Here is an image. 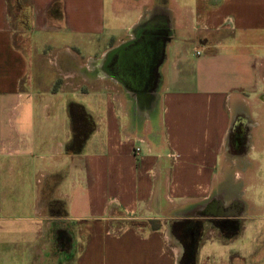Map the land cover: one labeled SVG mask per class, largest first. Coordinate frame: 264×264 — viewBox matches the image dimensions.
I'll list each match as a JSON object with an SVG mask.
<instances>
[{
    "label": "crops",
    "instance_id": "obj_1",
    "mask_svg": "<svg viewBox=\"0 0 264 264\" xmlns=\"http://www.w3.org/2000/svg\"><path fill=\"white\" fill-rule=\"evenodd\" d=\"M25 4L14 21L0 0V264H199L204 236L172 230L191 220L210 235L206 261L235 245L232 264H249L264 217L219 189L250 161L229 151L237 118L247 147L264 135V0ZM72 103L90 118L79 151ZM232 215L233 238L209 228Z\"/></svg>",
    "mask_w": 264,
    "mask_h": 264
},
{
    "label": "rangeland",
    "instance_id": "obj_2",
    "mask_svg": "<svg viewBox=\"0 0 264 264\" xmlns=\"http://www.w3.org/2000/svg\"><path fill=\"white\" fill-rule=\"evenodd\" d=\"M11 1H12V4L16 3L17 7L19 8V12L15 11L14 9H12V10L10 9L11 10L10 14L13 18L12 20L16 21L19 18H23L26 20L27 16L24 14V11L26 10L25 2L22 0H17V2H16V0H11ZM17 45L21 49H25L27 47L25 40L17 41ZM198 50L202 51L200 49H198ZM75 99H76V101H78L79 98H75ZM124 101H125V99H124ZM126 105L129 106L130 113L134 114L133 112L135 111V107H134L135 101H132V99H129L128 103H126ZM254 105H255L254 110H255L257 116H259L260 112H262V111L264 112V107L261 110V108H262L261 105H259L256 102H254ZM255 118L256 117L253 115L252 120ZM237 121H239L238 118H237ZM262 122L264 123L263 119H262ZM263 123L261 125L263 126L262 129L264 130V124ZM234 132H235V129L233 130V132L231 134L230 145L233 148H238L241 145L242 140L239 137V139H237V141L240 143L233 145V144H235L232 142L234 140V137H235ZM251 147H252V145L245 148L246 151H245V149L243 150V151H245L246 158H247V154L251 153L250 156H248V159L250 161L246 160L244 163H242V165H244V166L241 167L245 170L246 175L241 177L236 182L232 183V185H231L232 188H220L219 193H221L222 197H225L228 199H232L234 197L235 202L240 207L246 208L248 206V208H249V205H250L254 209V211H252V210L250 211V212H252L251 215H253L256 212L255 213L256 215L254 214L255 216H257L258 218H263L264 217V135L259 138V141H258V143H256L254 145V148L252 147V149H249ZM253 162L256 164V166L254 168H253ZM230 206L232 209V205H230ZM231 209L229 208V209H227V212H226V210H225V212L230 213ZM226 213H225V215H226ZM247 213H249V212H247ZM227 217L228 216H221V217L219 216V218L211 219V220H213L212 221L213 225L208 223V226H210L209 228L211 230H214L216 233L219 232L220 233L219 236H222L225 239L229 240V239L233 238L234 236L238 235V233L240 231V226L243 224L242 223L243 219H240L238 216L235 217V215H232L231 218H227ZM203 220H205V219H203ZM206 221H209V220H206ZM218 222H220L219 226H217V224H216ZM123 224L124 223H122L121 226H123ZM126 225H128V226L132 225V226H135L138 228V226L140 224H135L133 222H126ZM148 227L151 228V227H154V225L151 223L148 225ZM203 227H204V225L201 223V225H199V227H197V229H196L197 230L196 235L198 237L203 235L205 238L204 243H206L203 250L201 251L202 254L199 255V264H232L233 259L231 257L234 256L235 251L233 249L235 248V245H231L228 248H222L221 246L220 247L216 246L213 248V250L217 255H219V257L214 259V260H210V261H206L204 259L203 255H204L205 250L208 249L210 246L208 244H210L211 238H208V236H210V235L208 234V232H206V230H205L206 227L204 229H203ZM68 228L70 229L69 226H68ZM184 228H188L190 230H193V232H194V226L191 225V222L190 223L184 222V223H182V226H181V224H178V223L175 225H172L173 233L177 237V239H179V241H181V239L182 240L185 239L184 238L185 236L181 235L183 233L182 229H184ZM225 228L228 230H225ZM233 228H236V229L233 230ZM252 235H254L255 240L252 239V237H251L250 245H251L252 251L249 255H247V258H246L247 263L258 264L260 261H262L261 263H263L264 262V249H263V244H261V243H263L262 239L261 240L259 239L260 238L259 234L258 235L256 234L257 236L255 235L254 229H252ZM176 241L178 242V240H176ZM199 241L200 240L196 241L197 244L199 243ZM247 241L248 240L246 239V242ZM178 243H180V242H178ZM236 245H237V243H236ZM192 246H194L193 243H192ZM53 247L56 248L55 244ZM237 247H239V246H237ZM45 254H47V253H45ZM192 256L187 252V254H185L184 257L182 258V261L180 262V264H191L192 260H193ZM193 257L195 258V256H193Z\"/></svg>",
    "mask_w": 264,
    "mask_h": 264
},
{
    "label": "trees",
    "instance_id": "obj_3",
    "mask_svg": "<svg viewBox=\"0 0 264 264\" xmlns=\"http://www.w3.org/2000/svg\"><path fill=\"white\" fill-rule=\"evenodd\" d=\"M6 1L9 4V8L11 10L14 9L15 11L19 12V8L17 7L16 3L12 4L11 0H6ZM22 1L25 2V0H22ZM16 2H17V0H16ZM11 10H10V13H11ZM11 18H12V16H11ZM21 19H23V18H21ZM68 112H69V116H70V119L72 122V128H73V135H72V140H71V144H70V149L73 151H79L82 147L83 142L85 141L86 137L88 136L89 131L88 132L86 131L84 133L80 132L77 124L80 120H84V118H86L87 120H90V118L85 116V114L83 112V108L78 104H74V103L70 104L68 106ZM58 205H60L61 209H60V211H58L57 214H59L61 216V215L65 214L64 202L60 201V202H58ZM190 222H191V225L194 226V232L197 234L196 229H197V227H199V225H201V222L198 220L197 221L191 220V221H188L185 223H190ZM216 224H217V226H219L220 222H218ZM235 229L236 228H233V230H235ZM225 230H228V229L225 228Z\"/></svg>",
    "mask_w": 264,
    "mask_h": 264
},
{
    "label": "flooded vegetation",
    "instance_id": "obj_4",
    "mask_svg": "<svg viewBox=\"0 0 264 264\" xmlns=\"http://www.w3.org/2000/svg\"><path fill=\"white\" fill-rule=\"evenodd\" d=\"M162 37H163V35H162ZM144 39V38H143ZM145 40H147V38H145ZM158 43V42H157ZM156 45H158V44H156ZM156 49V57L158 58L159 57V49H157V48H155ZM154 49V50H155ZM133 56H135V57H137V56H144V54H145V57H146V52L144 53L143 52V48L142 47H138V48H135L134 50H133ZM113 69H115L116 67L113 65ZM136 68H138V67H136ZM135 71H132V70H130V72H136V69H134ZM261 99H263L264 100V93L261 95ZM238 120L239 121H237L236 120V123H235V125L237 126L236 128H235V137H234V140L232 141L233 143H235V144H233V145H236V144H238V143H240V142H238L237 141V139H239V137H240V139L242 140V143H241V145L238 147V148H233L232 146V148L231 147H229V151L231 150L232 152L233 151H235L237 154H238V152H239V154L240 153H245V151H246V149L245 148H247V136L246 135H244L243 136V134H241L242 132H240V129H239V127L241 126V123H242V120L243 119H241L240 117H238ZM239 129V130H238ZM237 131V132H236ZM242 137V138H241ZM233 138V137H232ZM243 148V149H242ZM245 149V151H243ZM241 150V151H240ZM243 151V152H242Z\"/></svg>",
    "mask_w": 264,
    "mask_h": 264
},
{
    "label": "built area",
    "instance_id": "obj_5",
    "mask_svg": "<svg viewBox=\"0 0 264 264\" xmlns=\"http://www.w3.org/2000/svg\"><path fill=\"white\" fill-rule=\"evenodd\" d=\"M196 55H199V52H196ZM135 152H136V153L139 152V148H136V149H135Z\"/></svg>",
    "mask_w": 264,
    "mask_h": 264
}]
</instances>
